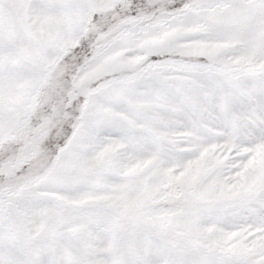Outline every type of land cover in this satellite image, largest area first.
Here are the masks:
<instances>
[{
    "label": "snow or ice",
    "instance_id": "snow-or-ice-1",
    "mask_svg": "<svg viewBox=\"0 0 264 264\" xmlns=\"http://www.w3.org/2000/svg\"><path fill=\"white\" fill-rule=\"evenodd\" d=\"M0 264H264V0H0Z\"/></svg>",
    "mask_w": 264,
    "mask_h": 264
}]
</instances>
